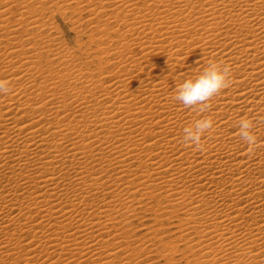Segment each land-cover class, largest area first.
Instances as JSON below:
<instances>
[{"label":"bare ground","instance_id":"1","mask_svg":"<svg viewBox=\"0 0 264 264\" xmlns=\"http://www.w3.org/2000/svg\"><path fill=\"white\" fill-rule=\"evenodd\" d=\"M0 81V264H264V0H0Z\"/></svg>","mask_w":264,"mask_h":264},{"label":"clouds","instance_id":"2","mask_svg":"<svg viewBox=\"0 0 264 264\" xmlns=\"http://www.w3.org/2000/svg\"><path fill=\"white\" fill-rule=\"evenodd\" d=\"M212 63L216 64L218 62ZM225 67L226 70H230L229 65L225 64ZM224 79V73L210 69L206 72V74L200 76L197 80H195V82L189 80L187 83L183 84L181 86L182 91L175 97V99L182 101L185 108L198 103H208L212 99V97L215 96L218 90L223 89L222 82L224 81ZM0 91H3L5 93L10 91V88L6 87V82L0 81ZM197 127L200 129V131L193 133L192 135L195 138V145L197 146V148H199L203 130L205 128L212 127L211 118L208 117L203 121H198ZM251 127L252 124L250 120L242 121V128L240 130V133L245 138V143H247L249 147H252L257 143V137L247 131V129Z\"/></svg>","mask_w":264,"mask_h":264},{"label":"rangeland","instance_id":"3","mask_svg":"<svg viewBox=\"0 0 264 264\" xmlns=\"http://www.w3.org/2000/svg\"><path fill=\"white\" fill-rule=\"evenodd\" d=\"M54 20L58 24L59 29L61 30L62 40L64 41V43L66 41L65 44H67L69 47H75L78 44L77 41H76L77 38H78V36H77V33L75 32V30L71 27L72 25H71L70 21L67 20V18L65 19L63 16L58 15V14L54 18ZM85 40H87V38H85ZM86 44H90V43L87 42ZM152 219H153L152 215L151 216L149 215V217L147 216L145 218H140L139 217L137 219H134L132 226L133 227H139V226H141V227H147V225H146L147 222L151 221ZM143 222H145V225L142 224ZM158 223H159L160 226L163 225V226H161V227H163L162 229H164V228L165 229H168V228L173 229L171 227H174L173 226V223L170 220H168V219H163L162 221H160ZM137 225H139V226H137ZM171 239L174 240V238H171ZM168 242L170 243V245H175V243H174L175 241L174 242L173 241L171 242L170 239H169ZM178 243L181 245L180 250H179V248H177L178 250H176L175 249L176 247H173L174 250H173V248H172V250H169V249L166 248V245L165 244L159 243L157 245V249L158 248L159 249L158 250L155 249L156 251L154 250L155 251L154 252L155 255L157 254V259L158 260H161V262H163V264H187L186 260H188L187 259V258H189L188 256H190V254H192V251L190 250V247H186L185 244L183 245L182 241L181 242L179 241ZM163 247H164V249H163ZM165 250L167 252H168V250H169V252L173 251V253H170L169 254V252L167 253V252H165ZM187 250L188 251L190 250V251L188 252ZM186 252H188V253L186 254ZM166 254H168V256H166ZM171 255L172 256L174 255L175 256V259H171V258H173ZM167 258H169V259H167Z\"/></svg>","mask_w":264,"mask_h":264}]
</instances>
